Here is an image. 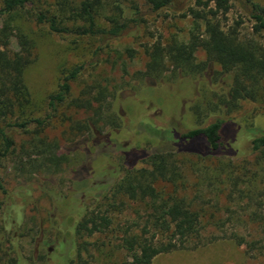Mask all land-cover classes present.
I'll use <instances>...</instances> for the list:
<instances>
[{
	"label": "trees",
	"instance_id": "obj_1",
	"mask_svg": "<svg viewBox=\"0 0 264 264\" xmlns=\"http://www.w3.org/2000/svg\"><path fill=\"white\" fill-rule=\"evenodd\" d=\"M144 1L153 12L171 6L172 2ZM231 2L195 0L194 7H188L182 14L192 19L187 37L171 36L165 41L159 37L141 45L146 57L142 75L146 78L158 79L167 71L194 78L201 76L206 66L212 64L219 67L218 74L228 75L229 83L225 91H213L217 103L205 98L194 106L200 127L184 133L174 127L153 128L143 114L130 122L133 119L130 108L133 110V107L127 108L128 130L140 123L159 144L146 151L122 150L124 168L119 180L115 182L111 174L104 188L102 185L101 189L96 187L98 190L90 193L93 205L83 199L74 200V204L71 201L73 206H68L66 214L78 212L74 224L67 227L73 245L76 235H103L110 229L113 220L108 213L110 208H104L103 201L112 189V196H126L144 205L147 213L142 233L121 231L119 247L127 251L125 264H152L157 255L186 249L193 242L196 248L198 243L208 244L226 238L213 234L226 225L235 227L229 239L238 246L243 245L246 254L264 255V130L245 126L230 116L245 102L260 104L259 115H264V6L243 1L251 34L241 35L239 27L243 19L235 21L234 26L224 23L232 8ZM141 22L142 11L133 0H1L0 161L18 151L30 170L42 176L62 169L67 158L60 151V138H49L43 131L63 105L89 115L81 121L65 117L69 125L68 131L61 134V141L67 139L66 134L85 135L92 128H105L100 131L107 133L108 140L111 136L117 137L124 126L113 103L107 101L106 91L99 90L94 95L92 87L86 85L77 97H71V84L84 73L85 63L62 69L57 89L48 97L47 114L44 117L30 115L33 108L24 74L36 60L34 29L46 26L51 33L72 37L73 42L83 38L94 40L101 44L92 52L97 57L108 48L103 45L105 42L126 36ZM11 37L19 41L17 50L4 48V42ZM198 51L204 53V62H196ZM257 120L260 121L259 117ZM231 127L240 129L236 140L225 135V131L233 130ZM164 134H168V138ZM21 135L28 141L18 144L16 138ZM190 156L214 165L205 174V186L209 188L205 193L212 195L209 199L202 193L191 198L187 194L182 165ZM138 161L145 165L136 167ZM198 184L203 181L199 180ZM87 193L77 190L75 197L80 194L87 197ZM49 196L55 204L62 201L59 197L55 199L51 191ZM198 199L199 205H196ZM64 219L67 223L66 217ZM151 229L157 231L159 239H155V235L146 236ZM56 256L62 261L57 264H75L74 257L67 254Z\"/></svg>",
	"mask_w": 264,
	"mask_h": 264
},
{
	"label": "rangeland",
	"instance_id": "obj_2",
	"mask_svg": "<svg viewBox=\"0 0 264 264\" xmlns=\"http://www.w3.org/2000/svg\"><path fill=\"white\" fill-rule=\"evenodd\" d=\"M231 1L232 8L224 23L234 26L235 21L243 19L239 32L241 35H250L251 25L244 14L245 0ZM250 1L264 6V0ZM133 2L142 11L143 22L126 36L105 42L103 45H108V48L97 57L92 52L101 44L94 40L83 38L73 42L72 37L51 33L46 26L34 29L36 60L24 74L33 108L30 115L44 117L47 114L48 97L57 89L62 69L85 63L84 73L71 84V97H77L86 85L92 87L94 95L99 90L106 91L104 95L107 101L113 103L124 126L117 137L111 136L108 140L107 133L101 132L105 128H92L85 135L72 137L66 134L67 139L61 141V134L68 131L69 123L65 117L81 121L89 115L63 105L49 127L43 131L49 138H60V151L67 158L62 169L47 177L42 176L30 170L27 161L19 157L18 151L0 161V264H57L62 262L61 257L56 256L58 253L74 257L75 264L83 261L87 264H125L127 251L119 247L121 231L128 229L130 234L142 233L147 217L144 205L132 202L123 195L112 196L111 189L103 201L104 208H110L108 213L113 220L110 229L103 235H76L73 238L75 245L69 240L67 227L74 224L78 212L73 209L72 215L66 214L68 206L72 205L71 201L74 204L80 199L93 205L90 193L94 194L98 190L96 187L104 188L103 184L111 174L115 182L119 180L124 168L121 162L122 150L146 151L159 144V140L149 135L140 123L128 130L127 108L130 105L133 107V110L130 108L133 111L130 122H135L136 117L143 114L145 121L153 128L174 127L184 133L200 127L194 106L205 98L217 103L213 91L226 90L228 75L218 74L219 67L212 64L206 66L201 76L194 78L171 71L165 72L158 79L144 77L142 72L146 57L141 45L152 43L159 37L164 41L171 36L187 37L192 19L182 14L188 7H194L195 0H172L171 6L154 12L144 0ZM126 11L131 12L129 9ZM262 42L264 44V38ZM18 46L16 37L4 42V48L10 51L17 50ZM205 60L204 53L198 51L196 62ZM260 111V104L245 102L230 116L245 126L264 130V126L260 125V122L264 123V115H259ZM231 128L233 130L225 131V135L236 140L240 129ZM164 136L168 138V134ZM16 141L21 144L28 141V138L21 135ZM144 165L140 161L136 162V167ZM182 168L187 194L191 195L189 198L202 193L205 199H209L211 194L205 193L209 189L205 186V174L214 165L190 156ZM199 180L203 184H198ZM77 190H86L89 194L87 197L82 194L75 197ZM169 190L171 188L166 189L167 192ZM50 191L55 194V199L59 197L62 201L53 203ZM199 200L196 205H199ZM233 228L226 225L221 231L213 233L227 239L219 238L208 244L198 243L196 248H193L196 245L193 242L186 249L157 255L152 264H264L263 254L248 255L243 245L238 246L229 239L235 231ZM156 233L151 229L146 236L155 235V239H159ZM76 252L81 254L80 261Z\"/></svg>",
	"mask_w": 264,
	"mask_h": 264
},
{
	"label": "flooded vegetation",
	"instance_id": "obj_3",
	"mask_svg": "<svg viewBox=\"0 0 264 264\" xmlns=\"http://www.w3.org/2000/svg\"><path fill=\"white\" fill-rule=\"evenodd\" d=\"M50 250V249H49Z\"/></svg>",
	"mask_w": 264,
	"mask_h": 264
}]
</instances>
